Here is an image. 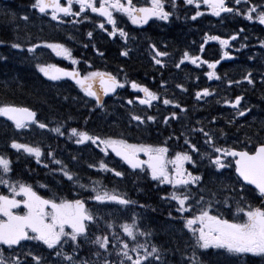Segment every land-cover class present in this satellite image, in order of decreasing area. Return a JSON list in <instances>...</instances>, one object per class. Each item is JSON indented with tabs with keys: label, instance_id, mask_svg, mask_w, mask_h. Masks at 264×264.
Masks as SVG:
<instances>
[{
	"label": "snow or ice",
	"instance_id": "obj_1",
	"mask_svg": "<svg viewBox=\"0 0 264 264\" xmlns=\"http://www.w3.org/2000/svg\"><path fill=\"white\" fill-rule=\"evenodd\" d=\"M166 3L172 9L177 7V0H145L143 6L137 5L134 0H65L64 3L61 0H32L30 7L42 16H49L58 24L80 23L81 19L89 18L88 11H90L103 18V21L97 22L99 29L106 32L109 37L118 34L127 44L128 33L117 25L114 12L126 15L136 25L147 24L153 18L167 22L173 11L166 10ZM182 3L195 9L190 17L193 21L204 15L201 11V5H204L212 16L221 20L226 19L222 14L242 15L248 21L255 20L260 25H264V0H261V3H255L254 0H182ZM74 5H78V10H74ZM65 17L73 19L65 20ZM12 19H16L15 14H12ZM19 19L28 21L29 16L23 15ZM105 23L111 25L110 31ZM239 31L243 32L245 29L241 28ZM238 35L239 33H235L225 39L206 32L204 42L199 45V51L203 53L205 44L209 41H217L221 49H224L229 45L230 40H237ZM87 36L91 39L93 32L89 31ZM4 43L0 40V45ZM43 46L51 49L56 56L69 60L73 65L78 63L72 56L71 49L62 43L45 42ZM245 46L241 44V47ZM260 46L264 48V40L260 41ZM10 47L24 51V46L19 42H11ZM37 47L40 45L29 44L27 52L34 53ZM84 47L88 45L85 44ZM149 47L154 53L153 63L161 68L165 67L162 58L168 57L169 52L158 49L155 44H150ZM93 48L98 55L103 56V52L96 49L95 45ZM128 54L127 48L120 52L121 56ZM225 57H229L226 51L218 60H207L202 59L200 55H190L186 50L180 59L174 62V67L180 69L185 61L197 68L207 65L210 71L204 74L208 79L220 80L221 77L211 70H214ZM248 58L254 59L252 56ZM0 59L6 57L0 56ZM36 68L51 81L63 77L72 79L85 96L94 100L93 107L99 109L105 107L104 96L117 94V89L125 88L126 84L134 92L143 93V97L137 95L134 99H128L126 103L129 105L133 104L134 100H138L140 105L151 107L153 101L160 99L157 92L142 83L128 80L127 77L124 80L118 79L117 75L111 72L88 71L81 76L75 69L68 71L55 64L37 63ZM245 81L248 85L255 86L256 80L251 71L244 74L241 80H228L227 83L231 86L240 85ZM165 83L166 81H161V87ZM261 84H264V73H261ZM176 87L187 91L182 84L178 83ZM211 95H213L212 91L204 87L195 92V99L199 101ZM243 99L244 97L238 94L232 100L224 99L223 103L234 110V117H246L251 109L242 105ZM162 103L185 112V108L173 99L165 97ZM0 117L11 121L17 131L35 125L57 136H64L67 132L69 140L75 138V144L94 145L104 156H109L111 150V153L119 157L129 168L145 171L146 166L147 173L153 181L170 185L172 191L162 199L174 202L177 215L174 216L170 211L169 219L182 220L181 231L186 229L187 233L191 234L188 248L177 247L173 250L181 252L183 264H206L201 256L209 249L217 250V255L239 257L243 254H251L264 258V140L259 139L264 136V122H261L251 134L246 133L249 140L256 139L251 149H247V145L244 149L220 145L219 138L226 135L223 129L206 128L203 125L186 129L185 132L180 133V136L184 137L183 144L186 148L177 151L174 157L168 159L167 146L129 143L124 138L102 137L75 127L65 128L63 124L49 127L48 123L42 122L37 112L29 107L2 104ZM130 118L138 124L156 121L153 115L131 114ZM170 118L177 119V112L172 111L164 116L163 123L167 125ZM215 121L216 117H213L209 124L214 125ZM234 122V120L228 121L229 124ZM191 134H199L206 147L204 149L198 147ZM180 136L176 139L179 140ZM168 139L173 137L169 136ZM8 147L17 152L23 150L24 153L34 157L37 164L43 163L41 157L45 153L39 144L32 145L11 139ZM193 153L201 161L207 159L209 171L193 174L185 168L186 163L193 168L197 167V159H194ZM140 154L147 159H140ZM46 156L50 158L51 163L60 166L59 171L67 181L83 191L76 193V198L72 199L55 195L45 198L33 190L31 185L13 181L8 175L12 171V161L5 153H0V185L7 188L9 193L0 194V264H117L111 259L113 253L118 258V264H166L164 259L166 249L150 242L151 232L137 223L138 218L135 213L130 217L131 222L125 221L117 225L111 219L105 220V217L100 215L99 209L93 211L86 206L87 201L92 200L101 205L114 203L121 206L118 210L126 211L128 206L137 204V201L128 198L126 193H120L115 188L108 189L99 180L90 178L89 184L81 183V178L62 160L57 159L51 150ZM229 157L232 159L229 160ZM72 159L76 160L77 157L73 156ZM233 163L236 180L228 183L225 179V170L232 168ZM169 164L172 165L171 169L168 168ZM43 166L48 167L47 164ZM88 167L97 168V164L89 163ZM98 170L110 172L115 177L124 176L123 171L110 167L103 159L98 162ZM83 192L88 193L86 198H80ZM252 200L260 202V206H255ZM139 207L145 206L139 205ZM21 208L22 212L15 211ZM225 211L231 213V219L225 218ZM102 220L105 223L104 231L99 229ZM117 228L118 231L114 230ZM141 237L144 238L143 242H140ZM85 244L91 246L89 256L81 255ZM45 249L48 250L47 256L42 254Z\"/></svg>",
	"mask_w": 264,
	"mask_h": 264
},
{
	"label": "flooded vegetation",
	"instance_id": "obj_2",
	"mask_svg": "<svg viewBox=\"0 0 264 264\" xmlns=\"http://www.w3.org/2000/svg\"><path fill=\"white\" fill-rule=\"evenodd\" d=\"M134 2L139 6L145 5V0H134ZM254 2L261 3V0H254ZM165 8L166 10L173 11V15L170 17L169 21L167 22L160 21L155 18L150 19L147 24H142L143 28L139 29V34L141 39H143L144 41L143 44L144 52H146L147 48H149V45L154 42L161 43V45L166 49L169 48L174 57V61H172V67L165 65V67L161 68L159 65H152L142 60L140 62H137L141 65V70L135 69L137 63H134L132 65V72L139 73V76L137 78L138 81L155 82V83H161V81H166L165 84L175 83L171 87L172 95L170 99L175 100L176 102L180 103L182 107L185 108V112L188 114L190 120H192L193 118L192 113L195 111L198 112V115H201V112H199V110L200 108H204L205 105L204 99L212 98L214 100H217L219 105L218 110H219L220 122L214 125L205 123L199 116L197 122L199 121L200 123L189 122L185 125L183 124L177 125L176 121L170 118L169 123L165 125L163 123L164 116L169 115L170 112L172 111L177 112V115L180 114L181 112L179 111V109H175L171 105L168 106L163 105V103H161V100L158 99L157 101L152 102L151 107L147 105L139 106L140 107L139 115L141 116L153 115L156 117V121L155 122L146 121L144 124H138L137 134H136L137 140L133 141L131 137L135 135L131 134L130 138L127 141L129 143H146V144H152L158 146H167L169 148V152L166 154V156L168 159H171L172 157H174L177 151L186 148V146L183 144L184 137L180 136V133L185 132L186 129L198 128L203 125L206 128H215V129L224 130L226 135L221 136L219 138L218 142L220 145L228 146V147L240 146L238 140L243 137L239 125L235 124L234 126H232L233 124L228 123L229 120H234L238 122L240 118L234 117V114L232 113L226 114L225 112L226 108L224 107L225 104L223 103V100L225 99L226 96L211 95L202 100H199L198 103L193 102L195 95H191V98H189L188 96L190 95V91L194 83L201 84L207 82L210 86V84L215 83L217 80L215 78L209 80L207 76L201 74L198 70H194L193 65L189 64V62L187 61H185V63L181 65L180 69L174 67V62H177L180 59L182 53L186 50L189 52V54H192L194 45L197 44L199 47V45L201 44L200 42L203 40L204 34L206 32L211 33L210 35L221 36L220 32L225 31V29L227 28L231 29L232 31L235 30V26L233 24H229L228 22H226V19L236 18L237 20L236 22L238 23V20L240 19L241 15L222 14V16H225L226 19L221 20V18L212 16L206 6L201 5V11L204 12V15L198 17L195 21H193L190 19V17L192 14H194L195 9L192 6L183 5L182 0H177V7L175 9H172L170 5L167 3L165 4ZM122 15L123 17L126 16L124 14ZM251 23L255 27H264V25H260L255 20L251 21ZM173 40H176L177 43H175ZM208 48L209 45L205 46V49ZM143 51H141L140 53L142 57H144ZM162 59L166 61V57ZM222 77H224V71L222 73ZM127 79L134 80L133 77H127ZM178 83L182 84L183 87L187 89V91H182L181 89L177 88L176 84ZM182 95H186V98L181 97ZM235 96L236 95H233V98H235ZM159 107L164 108L165 112L164 111L161 112ZM248 130H252V129H246L245 131ZM191 135L193 141L197 143L198 147H200L201 149H204L206 147L203 144V140L199 134H191ZM169 136H172L173 139H168ZM177 136H180L179 140L176 139ZM243 140H244L243 141L244 145L250 146L254 144L252 143L251 140L248 139L246 134ZM80 146H81L80 149H83L84 152L102 156V159L105 162H107L110 167H116L118 170L123 171L124 176L115 177L112 173L104 172V171H102V173L108 174L110 177H114L122 180L126 179V180L136 181V185L138 186L139 190H141L142 193L144 194L142 196V198L144 199L148 197L154 203H156V201L159 199V196H161L162 199V195L166 197L168 193L172 191L170 185L160 184L158 181H153L151 179L150 174L147 173L146 166H145V171L140 170L139 172H135L130 168H128L127 166H125L118 159H116L111 153V150H109L110 152L109 156H104V154L100 152L99 149L96 148L94 145L91 146L80 145ZM193 157L194 159H197V167L193 168L192 165L186 163L185 168L193 172V174H199L209 171L207 167L208 165L207 159L201 161L199 160V158L196 156L195 153H193ZM140 159L145 160L147 159V157H145L143 154H140ZM228 159L231 160L232 158L229 157ZM168 168L171 169L172 165L169 164ZM227 170H232V168ZM124 187H125L124 189L125 192L123 193L135 192L134 188L125 185ZM36 191L39 195H41V193L45 190L39 189ZM128 193L126 194L129 196ZM0 194H9L7 188L0 185ZM163 200H167V199H163ZM15 211L22 212L23 210L21 208ZM230 218H232V216H230Z\"/></svg>",
	"mask_w": 264,
	"mask_h": 264
},
{
	"label": "trees",
	"instance_id": "obj_3",
	"mask_svg": "<svg viewBox=\"0 0 264 264\" xmlns=\"http://www.w3.org/2000/svg\"><path fill=\"white\" fill-rule=\"evenodd\" d=\"M31 0H0V40H3L5 43L0 45V56L6 57V59H0V105L2 104H12L17 106L29 107L37 112L38 118L42 122H46L51 126V123L59 124L64 122L67 124L69 121L71 124L75 125L76 122L81 125L89 124L92 121H95L97 128L99 127L98 122H101L100 119L95 120L98 117L97 113H92L90 111H83L74 113L72 112L73 104L69 107L67 105H62L59 103V99L63 96L58 95H84L80 88L76 85L74 81L67 80H57L51 81L48 80L42 73L36 68L37 63L45 64H59L57 58L53 55L52 52H48L45 55V58L38 59L35 61H24L16 54V50L10 47L11 42H19L24 47H27L29 44H43L45 42L50 43H62L64 45L71 46L72 56L80 61L81 67L86 64V59L81 57L79 52H84L86 49L75 48L74 45L80 43V40L74 38L75 31L70 26L69 23H65V26L58 25L52 21L45 19L46 16L36 14L34 10L31 9ZM12 14H15L16 19H12ZM28 15L29 20L24 21L19 19L20 16ZM177 43L176 40H173ZM104 43L105 41H93V38L90 40H85V44L90 43ZM66 68L71 70V65L66 64ZM94 68V67H93ZM90 68L85 71V74L88 71H96L97 69ZM135 69L141 70V65L136 64ZM81 75V74H80ZM82 76V75H81ZM141 77V76H140ZM260 90V87H257V93ZM122 91V90H120ZM119 91V92H120ZM66 96L65 99L71 97ZM259 101L254 105V115L258 113L263 108L260 107V103L264 104V92L261 91L258 93ZM123 100V99H122ZM67 102H69L67 100ZM260 107V108H259ZM124 112L121 105L115 104L114 110L110 111L108 115L104 116L105 121L103 123L109 124L108 128L112 127L115 130L122 131L123 126L126 124L124 118ZM1 131L0 139L3 142L1 144L3 152H6L8 143L4 142L6 139L11 141L13 139V129L9 124L3 120H0ZM64 130V129H62ZM256 130V129H252ZM52 133V132H51ZM50 133V134H51ZM31 134H38V130L34 129L31 131ZM132 134V129L129 128L121 134L120 138L128 140ZM251 134V132L249 133ZM2 135V136H1ZM60 137V138H58ZM16 140H28V134L19 133L14 137ZM30 138L39 139L40 137L33 136ZM62 136H50L52 140H60ZM10 158L13 160V152H10V148L7 152ZM22 164L27 168L30 164L27 160H21ZM124 184V182H123ZM126 186L135 189V198H140L143 194H140L138 186L134 180H129ZM138 188V189H137ZM160 228H159V227ZM155 228L162 229L164 236V227L160 224L154 226ZM171 236V235H170ZM183 238L178 237H169L165 239L166 241L160 242L159 246L163 245L164 249L170 250L172 246ZM184 239H190L188 236ZM177 246L175 245L174 248ZM163 248V247H161ZM166 262L172 264H181L182 255H173L168 256ZM208 264H235L233 261H226V263L218 261L214 258L208 260ZM248 264H253L252 260L248 261ZM260 264H264V261H261Z\"/></svg>",
	"mask_w": 264,
	"mask_h": 264
},
{
	"label": "bare ground",
	"instance_id": "obj_4",
	"mask_svg": "<svg viewBox=\"0 0 264 264\" xmlns=\"http://www.w3.org/2000/svg\"><path fill=\"white\" fill-rule=\"evenodd\" d=\"M251 39H252V42L254 43V44H256L257 42H258V32H256V31H253V34H252V37H251ZM264 92V91H263ZM254 130H248V131H243L242 133L245 135L246 133H250V132H253ZM248 137V136H247ZM253 139H255V138H253ZM262 140H264V136L262 137ZM243 138H241V139H239L238 140V143L240 144V145H242L243 144ZM129 180H126V179H123V182H124V185L126 186V184H127V182H128ZM138 189V188H137ZM137 191V193H138V191H139V193L140 194H143L142 193V191L141 190H136ZM144 195V194H143ZM159 227V226H158ZM160 228V227H159ZM159 228H155L154 226H153V230L157 233H159L160 231H162V229H160L159 231H158V229ZM160 235L162 234V232L161 233H159ZM189 237V239H190V237H191V234L188 236Z\"/></svg>",
	"mask_w": 264,
	"mask_h": 264
},
{
	"label": "rangeland",
	"instance_id": "obj_5",
	"mask_svg": "<svg viewBox=\"0 0 264 264\" xmlns=\"http://www.w3.org/2000/svg\"><path fill=\"white\" fill-rule=\"evenodd\" d=\"M99 210H100V212H104V213H106L108 216H109V212L111 213V215L109 216V217H120V216H122V211L123 210H118V209H120V208H112V207H107V208H98ZM155 232V231H154ZM162 231H160L159 233H161ZM156 233V232H155ZM158 232H157V234L158 235H160ZM161 235H163V233L161 234ZM160 235V236H161ZM160 247H163L164 248V246L163 245H161Z\"/></svg>",
	"mask_w": 264,
	"mask_h": 264
}]
</instances>
